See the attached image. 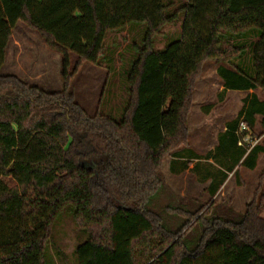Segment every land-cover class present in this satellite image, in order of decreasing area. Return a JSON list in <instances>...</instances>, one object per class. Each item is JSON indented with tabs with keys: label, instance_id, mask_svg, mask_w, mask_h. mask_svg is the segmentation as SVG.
I'll use <instances>...</instances> for the list:
<instances>
[{
	"label": "trees",
	"instance_id": "1",
	"mask_svg": "<svg viewBox=\"0 0 264 264\" xmlns=\"http://www.w3.org/2000/svg\"><path fill=\"white\" fill-rule=\"evenodd\" d=\"M179 12V38L156 49L155 37ZM21 21L60 54L62 90L1 73ZM136 23L147 29L122 120L89 115L72 79L83 63L100 65L110 31ZM250 30L257 34L248 46L253 73L236 64L247 46L227 41ZM207 60L234 65L218 68L227 89L264 92V0H187L171 15L163 0H0V264H49L52 230L72 213L86 234L77 264H264V172L261 198L243 213L162 205L169 191L162 167L188 147V116ZM257 115L264 102L253 94L220 137L234 160L228 172L243 163L255 168L261 148L239 146L238 130L242 122L253 129ZM173 218L182 221L172 225Z\"/></svg>",
	"mask_w": 264,
	"mask_h": 264
},
{
	"label": "rangeland",
	"instance_id": "2",
	"mask_svg": "<svg viewBox=\"0 0 264 264\" xmlns=\"http://www.w3.org/2000/svg\"><path fill=\"white\" fill-rule=\"evenodd\" d=\"M186 1L163 0L170 15ZM183 20L184 14L179 12L177 22L161 30L155 37L156 49L162 50L179 38ZM146 29L145 24L136 23L122 31H110L104 41L105 56L100 65L83 63L72 79L71 89L75 99L89 115L101 112L111 115L116 121L122 120L128 103L129 71L137 57L136 46L142 43ZM253 32L256 30H250L244 38L227 39L230 43L247 46L246 54L236 64L250 73H253V66L248 46L257 38ZM76 60L77 57L72 55V66ZM220 66L235 69L232 64L207 60L197 79L187 123L188 147L181 148L182 157L168 156L162 167L169 188L162 205H167L169 201L188 209L201 205L207 209L214 204L220 213H243L248 203L258 201L262 196L261 216L264 217V190L261 196L258 192L259 186L264 184V180L260 184L264 172V115H257L253 129L249 130L246 125L247 133L258 142L255 146L261 148L254 169L243 163L233 172H228L226 164L232 155L223 153L219 147L220 137L230 124L239 119L240 112L252 95L257 94L264 102V92L259 89H227L218 73ZM1 73L17 75L47 91L63 88L60 54L49 49L39 33L22 21L12 31L7 60ZM181 221L180 218H173L170 223L177 225ZM85 238L86 234L74 214H64L52 230L47 252L49 264H77L75 249Z\"/></svg>",
	"mask_w": 264,
	"mask_h": 264
},
{
	"label": "built area",
	"instance_id": "3",
	"mask_svg": "<svg viewBox=\"0 0 264 264\" xmlns=\"http://www.w3.org/2000/svg\"><path fill=\"white\" fill-rule=\"evenodd\" d=\"M246 130H247L246 124L242 122L238 130V135H239L238 145L241 147L247 146V148L251 150L252 148L255 147V145H257L258 142L252 139L251 135L247 133ZM243 132H246V134L241 136V133Z\"/></svg>",
	"mask_w": 264,
	"mask_h": 264
},
{
	"label": "crops",
	"instance_id": "4",
	"mask_svg": "<svg viewBox=\"0 0 264 264\" xmlns=\"http://www.w3.org/2000/svg\"><path fill=\"white\" fill-rule=\"evenodd\" d=\"M222 135H223V134H222ZM234 151H237L236 148H232V153H233ZM233 162H234L233 158H231L230 160L228 159V161H227V165H232ZM236 168H237V167H235V169H236ZM235 169H234V170H235Z\"/></svg>",
	"mask_w": 264,
	"mask_h": 264
}]
</instances>
